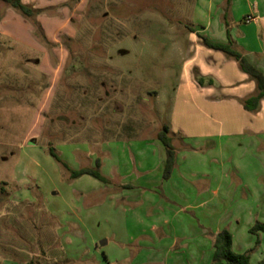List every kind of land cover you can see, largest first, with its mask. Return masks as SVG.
<instances>
[{
    "label": "rangeland",
    "instance_id": "374dc122",
    "mask_svg": "<svg viewBox=\"0 0 264 264\" xmlns=\"http://www.w3.org/2000/svg\"><path fill=\"white\" fill-rule=\"evenodd\" d=\"M195 1L87 0L75 36L65 38L70 53L49 102L42 109L34 102L22 116L0 121V177L9 183L0 180V264H151L138 256L144 236L153 234L149 215L142 214L147 211L114 207L96 189L101 182L72 178L48 147L79 168L91 164L89 156L116 158L96 148L95 140L104 148L119 135L151 136L170 123L174 130H200L204 105L178 95L185 72L196 71V64L186 65L194 54L188 35L198 27ZM221 118L225 131L236 123L227 114ZM29 129L38 134L24 146ZM261 139L226 133L219 166H213L223 164V211H245L239 225L248 234L250 217L264 213V146L256 144ZM23 147L37 149L33 167L26 168ZM260 233H250V245L247 239L236 247L252 264L264 258Z\"/></svg>",
    "mask_w": 264,
    "mask_h": 264
},
{
    "label": "crops",
    "instance_id": "0c3cea01",
    "mask_svg": "<svg viewBox=\"0 0 264 264\" xmlns=\"http://www.w3.org/2000/svg\"><path fill=\"white\" fill-rule=\"evenodd\" d=\"M20 1L31 14H24L0 0V121L22 116L34 102L39 109L49 102L70 53L65 38L75 36L76 25L82 18L81 10L87 4V0ZM248 13L254 14L256 19L245 22L243 18ZM193 14L198 27L192 28L188 35L194 54L186 65L196 64V71L185 72L178 95L182 94L185 103L204 105L200 108L203 121L198 124V131L182 126L174 130L171 123L170 126L165 124L170 127L169 135L176 152L170 175L164 177L167 154L158 138V128L151 136L119 135L115 141L108 140L104 148L95 140L96 148L104 154L115 152L116 158L109 162L100 156H89L91 164L79 168H94L99 160L100 169L105 168V172H100L106 182L88 174L75 178L96 182L92 177L101 182L96 183L98 192L122 211H147L142 214L149 215L146 222L153 234L144 236L138 256H144L151 264H210L215 236L224 228L232 234L234 251L236 247L242 249L247 244L245 240L248 239L249 245L253 241L251 234L243 232L239 225L245 211H232L228 216L223 211V164L216 169L213 166L218 165L222 157L226 133L264 136V98L258 109L247 110L243 103L256 94V81L234 58L205 45L203 37L214 42H230L264 73V0H197ZM224 114L236 121L227 131L223 122H219ZM59 117L68 119L64 115ZM78 117L85 119L81 114ZM37 134L29 129L21 144L27 146L28 140L35 139ZM57 134H61L58 129ZM256 144L264 146V139ZM23 148L28 150L26 168L33 167L37 149ZM72 151L78 154L77 150ZM2 157L6 161L12 154ZM0 180L9 184L5 178L0 177ZM256 194L254 188L253 198ZM257 219L264 221L263 211L252 215L244 230H249Z\"/></svg>",
    "mask_w": 264,
    "mask_h": 264
},
{
    "label": "trees",
    "instance_id": "16d2710c",
    "mask_svg": "<svg viewBox=\"0 0 264 264\" xmlns=\"http://www.w3.org/2000/svg\"><path fill=\"white\" fill-rule=\"evenodd\" d=\"M5 2L10 3L12 6L18 8L24 14H31V10L23 5L20 0H4ZM203 42L210 48L223 51L228 57L234 58L240 68L249 74L251 78L256 81L257 92L255 95H252L244 100V107L247 110L254 111L258 109L260 105V100L264 98V73L252 64L248 58L233 48L230 42L221 43L208 40L203 37ZM170 127L168 125H163V127L158 132V138L164 144L166 148V162L164 167V177H168L174 167L176 152L172 145L171 137L169 135ZM49 153L57 161L63 164L69 171L72 178H77L81 175L88 174L92 177L106 182V177L100 172V161H96L94 168H79L72 169L69 165L62 160L60 155L56 152L55 148L52 145L48 147ZM251 234L259 235L260 232H264V222H256L249 228ZM259 241V239H258ZM26 264H34L32 261L27 262ZM212 264H252L249 260V255L245 252H235L232 248V234L231 232L224 228L220 230L214 239V252L212 257ZM257 264H264V258H262Z\"/></svg>",
    "mask_w": 264,
    "mask_h": 264
},
{
    "label": "built area",
    "instance_id": "2783aa9c",
    "mask_svg": "<svg viewBox=\"0 0 264 264\" xmlns=\"http://www.w3.org/2000/svg\"><path fill=\"white\" fill-rule=\"evenodd\" d=\"M243 19L245 22H251V21H254L256 19V16L252 13H248L247 15L244 16Z\"/></svg>",
    "mask_w": 264,
    "mask_h": 264
},
{
    "label": "water",
    "instance_id": "95a60500",
    "mask_svg": "<svg viewBox=\"0 0 264 264\" xmlns=\"http://www.w3.org/2000/svg\"><path fill=\"white\" fill-rule=\"evenodd\" d=\"M106 241H103V243L102 244H104Z\"/></svg>",
    "mask_w": 264,
    "mask_h": 264
}]
</instances>
